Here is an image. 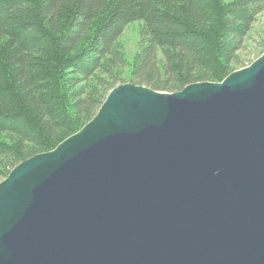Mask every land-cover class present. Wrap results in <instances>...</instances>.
<instances>
[{"label":"water","instance_id":"obj_1","mask_svg":"<svg viewBox=\"0 0 264 264\" xmlns=\"http://www.w3.org/2000/svg\"><path fill=\"white\" fill-rule=\"evenodd\" d=\"M0 264H264V53L176 92L119 84L17 164Z\"/></svg>","mask_w":264,"mask_h":264},{"label":"trees","instance_id":"obj_2","mask_svg":"<svg viewBox=\"0 0 264 264\" xmlns=\"http://www.w3.org/2000/svg\"><path fill=\"white\" fill-rule=\"evenodd\" d=\"M262 13L264 0H0V182L80 130L120 83L222 81ZM134 22L130 62L120 39Z\"/></svg>","mask_w":264,"mask_h":264},{"label":"rangeland","instance_id":"obj_3","mask_svg":"<svg viewBox=\"0 0 264 264\" xmlns=\"http://www.w3.org/2000/svg\"><path fill=\"white\" fill-rule=\"evenodd\" d=\"M139 30H140L139 23L134 22V23L130 24L129 26H127V28L125 29V31H124L121 39H120L121 44L123 46V49L125 50L126 55L129 57L130 62L138 50V43H139V39H140ZM263 37H264V13H262L258 16L257 22L254 25L253 31L249 35L248 39H246L243 42L242 50L238 51L239 57H237V60L239 61V64L237 66H235L233 69L239 70V69H242L246 66H249L255 59H257L260 55H262L264 53V48L261 46V44L262 45L264 44V40H262ZM199 82H202V81H199ZM208 82H211V81H208ZM120 84H123V83H120ZM157 91H159V90H157ZM160 92H162V91H160ZM2 163H3V161L0 162V168L2 167L1 166Z\"/></svg>","mask_w":264,"mask_h":264}]
</instances>
